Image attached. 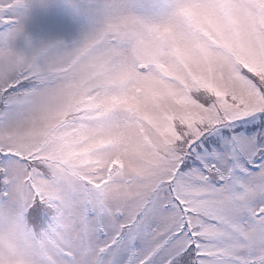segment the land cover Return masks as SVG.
Masks as SVG:
<instances>
[{
    "label": "snow or ice",
    "instance_id": "snow-or-ice-1",
    "mask_svg": "<svg viewBox=\"0 0 264 264\" xmlns=\"http://www.w3.org/2000/svg\"><path fill=\"white\" fill-rule=\"evenodd\" d=\"M0 264H264V0H0Z\"/></svg>",
    "mask_w": 264,
    "mask_h": 264
},
{
    "label": "rangeland",
    "instance_id": "rangeland-1",
    "mask_svg": "<svg viewBox=\"0 0 264 264\" xmlns=\"http://www.w3.org/2000/svg\"><path fill=\"white\" fill-rule=\"evenodd\" d=\"M214 42H216V41L214 40ZM222 43H223V46H224V47L230 49L231 51H235V52H237L238 57L240 56V58H241L242 60H244V61L247 62L246 58L243 57V56L241 55L240 51H239L240 48L242 47V45H240L239 43H234L233 41H231L230 39H227V38H225V39L222 41ZM247 63H248V62H247ZM248 64L250 65V67H252L250 63H248ZM65 242H68V241L65 240Z\"/></svg>",
    "mask_w": 264,
    "mask_h": 264
}]
</instances>
